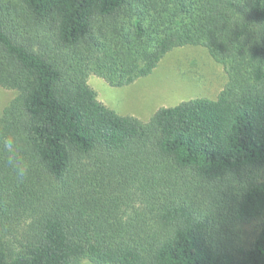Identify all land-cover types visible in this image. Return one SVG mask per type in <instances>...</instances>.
Returning <instances> with one entry per match:
<instances>
[{"label":"trees","instance_id":"trees-1","mask_svg":"<svg viewBox=\"0 0 264 264\" xmlns=\"http://www.w3.org/2000/svg\"><path fill=\"white\" fill-rule=\"evenodd\" d=\"M228 83L148 122L98 100L175 48ZM0 264H264V0H0ZM28 174L18 180L8 163Z\"/></svg>","mask_w":264,"mask_h":264},{"label":"rangeland","instance_id":"rangeland-1","mask_svg":"<svg viewBox=\"0 0 264 264\" xmlns=\"http://www.w3.org/2000/svg\"><path fill=\"white\" fill-rule=\"evenodd\" d=\"M88 83L108 108L148 122L161 108L197 98L215 100L226 87L228 75L206 47L192 45L173 49L152 74L130 85L112 87L94 73L89 75ZM16 96L15 90L0 87V119ZM80 264L93 263L83 260Z\"/></svg>","mask_w":264,"mask_h":264},{"label":"clouds","instance_id":"clouds-1","mask_svg":"<svg viewBox=\"0 0 264 264\" xmlns=\"http://www.w3.org/2000/svg\"><path fill=\"white\" fill-rule=\"evenodd\" d=\"M6 147L9 149V151L11 153L9 155V158H8V163L10 166L13 167V169L16 173L17 179L22 181L23 179L26 178V176L28 174V169H27V167L21 166V165L16 163L15 154L11 152V149H12L11 144L10 143L6 144Z\"/></svg>","mask_w":264,"mask_h":264}]
</instances>
